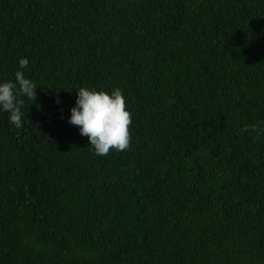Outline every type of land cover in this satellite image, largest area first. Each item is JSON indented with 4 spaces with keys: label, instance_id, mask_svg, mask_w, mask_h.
I'll list each match as a JSON object with an SVG mask.
<instances>
[{
    "label": "trees",
    "instance_id": "16d2710c",
    "mask_svg": "<svg viewBox=\"0 0 264 264\" xmlns=\"http://www.w3.org/2000/svg\"><path fill=\"white\" fill-rule=\"evenodd\" d=\"M0 264H264V0H0ZM120 89L97 156L75 87ZM59 101V102H58Z\"/></svg>",
    "mask_w": 264,
    "mask_h": 264
},
{
    "label": "clouds",
    "instance_id": "9594fccd",
    "mask_svg": "<svg viewBox=\"0 0 264 264\" xmlns=\"http://www.w3.org/2000/svg\"><path fill=\"white\" fill-rule=\"evenodd\" d=\"M18 63L14 80H0V113H7L8 122L17 128L23 126L24 98L34 100L38 86L23 71L29 60L21 58ZM75 89L76 101L70 109L68 122L78 127L81 136L87 137L95 154L106 156L112 150L127 149L132 120L122 91L116 88L108 92L82 86Z\"/></svg>",
    "mask_w": 264,
    "mask_h": 264
}]
</instances>
